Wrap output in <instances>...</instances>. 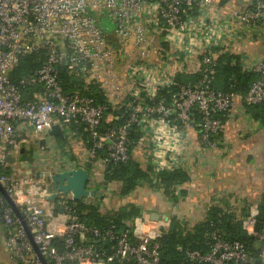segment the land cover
<instances>
[{
	"label": "built area",
	"instance_id": "1",
	"mask_svg": "<svg viewBox=\"0 0 264 264\" xmlns=\"http://www.w3.org/2000/svg\"><path fill=\"white\" fill-rule=\"evenodd\" d=\"M210 3L0 0V185L19 207L31 234L0 192V222L6 227L5 246L12 260L45 264L41 254L48 264H113L127 257L136 258L138 264H165L159 253L160 237L170 227L171 217L163 215L155 220L142 212L134 219L133 241L127 232H115L112 227L103 231L89 227L66 204L62 213L49 216L42 206L47 180L13 175L6 167L8 156L30 140V135L22 133L24 128L41 135L56 123L75 122L84 125L91 142L86 161L101 167L103 175L133 158L132 124L140 127L143 138L154 124L160 125L149 152L155 172L180 167L187 170L180 157L190 132H195L200 143L214 146L223 130L222 116L236 99L246 105H264V60L249 70L258 77L245 92L238 91L234 83L227 90L214 87L218 66L214 51L202 53L193 70L185 66L189 55L186 61L180 55L175 58L176 71L168 66L179 51L194 53L192 13ZM230 15L246 22L264 21V0L234 8ZM102 17L113 23V31L104 28ZM184 35H188V47L184 46ZM42 50L46 59L41 66L16 80L11 78L22 56ZM121 59L124 67L119 70ZM62 64L84 80L85 89L92 85L93 93L66 90L59 79ZM184 72H199L200 78L192 84L176 82V75ZM173 84L176 89L169 100L162 91ZM27 90L32 94L29 98L24 96ZM111 108H123L130 113L128 119L122 125H112L118 124L120 116L114 112L108 115ZM258 214L257 202L239 216L243 229L264 242V224L257 228ZM88 233L103 241L115 240V251L101 258L105 253L85 242ZM56 238H64V252L56 246ZM211 239L208 251L188 250V257L204 264H255L244 242L225 238L217 229L211 232ZM261 256L264 258V246Z\"/></svg>",
	"mask_w": 264,
	"mask_h": 264
},
{
	"label": "crops",
	"instance_id": "2",
	"mask_svg": "<svg viewBox=\"0 0 264 264\" xmlns=\"http://www.w3.org/2000/svg\"><path fill=\"white\" fill-rule=\"evenodd\" d=\"M252 1L211 0L210 4L195 10L190 23V32H195L191 41L196 44L194 53L179 51L172 56L173 60L168 64L170 69L176 71L175 58L178 55L185 61L186 55H189L185 66L187 70H193L201 54L207 50L214 51L218 58L225 54L233 64H239L242 70L247 71L264 60V21L246 22L230 15L232 9H243ZM184 39V46L188 47V35H184ZM121 61L118 62L119 70L124 67ZM223 117L220 140L214 146L200 143L195 132L189 133L180 158L190 174V180L179 186V201L176 203L169 199L155 181L142 182L129 195L121 196L118 193L120 183H105L102 168H95L86 161L89 147L84 141L83 132L79 131V125L74 126L76 123H62L65 138L46 133L35 135L30 128H24L22 133L30 135V140L22 147L23 152L22 149L12 152L16 160L9 162L6 171L13 175L34 177V169L27 167L29 160H34L40 168L51 165L57 168L61 161L68 167L82 165L91 173L89 186L98 190L96 198H83L85 202H100L98 207L103 212L136 204L150 217L154 212L161 214V217L176 216L188 228H192L206 218L208 210L214 205L234 210L237 215L248 213L252 204L260 202L264 191V121L255 118L249 106L239 99L235 100ZM158 129L160 125L154 124L151 132L133 146V158L145 166L152 167L149 152ZM42 138L46 139L45 143L40 142ZM250 155L252 157L248 160ZM101 195H104L103 199ZM65 204L67 200L63 199L56 202L46 200L42 206L50 216L60 213L55 206ZM5 235L6 227L0 222V239L8 254Z\"/></svg>",
	"mask_w": 264,
	"mask_h": 264
},
{
	"label": "trees",
	"instance_id": "3",
	"mask_svg": "<svg viewBox=\"0 0 264 264\" xmlns=\"http://www.w3.org/2000/svg\"><path fill=\"white\" fill-rule=\"evenodd\" d=\"M101 19V18H100ZM45 51L42 50L38 53H29L21 57L19 64L11 71V78L16 80L23 74L30 72L41 66L46 59ZM59 79L68 91L81 90L87 93H93L94 88L89 86L85 89L84 80L78 78L76 75L70 72L66 64H62L58 67ZM258 74L253 71L242 70L239 64H233L232 60L225 54L219 56L218 66L216 70V76L214 79V87L217 89L227 90L230 88V84L234 83L235 88L238 91H247L252 83L257 79ZM200 78V73H178L175 81L178 83L192 84ZM176 86L173 84L166 87L162 92L167 99H171V93L174 92ZM26 98L32 96L27 90L24 94ZM99 99L103 96L98 95ZM252 111L255 118H261L264 121V105L254 104L247 105ZM118 114L120 119L118 124L122 125L128 117L129 112L123 108L109 109L108 115L111 113ZM224 117L222 116V120ZM75 124V122L73 123ZM79 125V131L84 134V141L87 142L88 147L91 146L87 132L84 130L83 124ZM109 126L111 124H104ZM75 127L77 126L74 125ZM142 137V131L137 124H132L130 130V138L132 146L138 142ZM100 156V154H99ZM190 180V174L184 168L163 169L155 172L153 167L145 166L135 158H132L127 163H121L113 166L108 172L104 174V182L110 183L113 181L120 183L118 193L121 196L129 195L134 189H136L142 182L155 183L163 189L165 194L172 202L179 201L178 186L184 185ZM185 191V190H183ZM184 193V192H183ZM5 204H8L5 201ZM69 205L78 215L79 219L87 224L89 227L98 228L101 231L107 230L110 227L115 232H127L129 238L133 241L136 237L133 233L134 219L142 215L143 210L136 204H127L118 210L109 212L101 211L100 207L93 203H87L83 199L69 200ZM247 211V210H246ZM245 211V212H246ZM248 212V211H247ZM245 215V213H244ZM241 216V215H240ZM237 215L234 210L225 209L221 206L214 205L208 210L206 218L192 228H188L182 219L176 216L171 218L170 227L163 232L160 237L161 247L159 253L161 261L165 264H204L193 262L187 255L188 250H200L206 252L210 248L212 242L211 232L217 229L225 238L238 239L244 242L250 255L255 260V264H264L261 256V251L264 246V242L258 240L255 236L248 234L242 227L241 217ZM133 222V226L129 222ZM2 223V222H1ZM264 224V191L259 202V214L257 216V228H261ZM86 243H93L99 253H105L101 258H105L107 255L112 254L115 251V240H100L94 237L91 233L87 234ZM55 244L60 252H64L67 247L64 245V238H56ZM106 255V256H104ZM69 264H77L76 262H70ZM113 264H138L136 258L127 257L123 260H116ZM206 264V263H205Z\"/></svg>",
	"mask_w": 264,
	"mask_h": 264
},
{
	"label": "water",
	"instance_id": "4",
	"mask_svg": "<svg viewBox=\"0 0 264 264\" xmlns=\"http://www.w3.org/2000/svg\"><path fill=\"white\" fill-rule=\"evenodd\" d=\"M46 134L61 136L65 138V133L63 130L62 123H56L52 126L51 129L46 131ZM41 143H45L46 139L42 138ZM23 152V149L21 150ZM251 155L248 157V160L251 159ZM16 158L13 155L8 156V161L13 162ZM59 167L55 168L53 165L47 166L46 168H40L37 163L32 161L27 162V167H32L34 169V177L35 178H45L48 182L47 184V197L46 200L49 202H56L58 199L63 200H80L83 198H96L97 197V189L89 186V182L91 180L90 171L80 165L68 167L64 161L58 163ZM0 192L5 197L6 201L13 207L15 214L21 219L23 226L26 228L28 233L30 234V230L28 228L27 222L21 213L19 207L15 203V201L11 198V196L7 193V191L0 185ZM104 195H101L100 198L103 199ZM101 203H97V206H100ZM55 209L62 213L64 211V207L57 205ZM161 217V214L154 212L152 213V218L157 220ZM131 226H133V222H129ZM31 236V234H30ZM36 249H38L37 245ZM41 259L45 264H48L46 259L41 255ZM264 262V258H263Z\"/></svg>",
	"mask_w": 264,
	"mask_h": 264
},
{
	"label": "rangeland",
	"instance_id": "5",
	"mask_svg": "<svg viewBox=\"0 0 264 264\" xmlns=\"http://www.w3.org/2000/svg\"><path fill=\"white\" fill-rule=\"evenodd\" d=\"M101 22L105 29L113 31L114 25L113 23L106 17L101 18ZM1 238V236H0ZM0 264H17L16 261L12 260L6 250L4 249L1 239H0Z\"/></svg>",
	"mask_w": 264,
	"mask_h": 264
}]
</instances>
